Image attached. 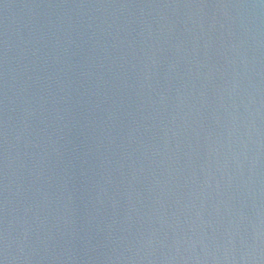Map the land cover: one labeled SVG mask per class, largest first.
<instances>
[{
    "label": "water",
    "instance_id": "1",
    "mask_svg": "<svg viewBox=\"0 0 264 264\" xmlns=\"http://www.w3.org/2000/svg\"><path fill=\"white\" fill-rule=\"evenodd\" d=\"M0 264H264V0H0Z\"/></svg>",
    "mask_w": 264,
    "mask_h": 264
}]
</instances>
